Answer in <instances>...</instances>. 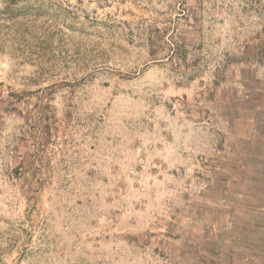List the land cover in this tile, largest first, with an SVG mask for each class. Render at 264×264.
<instances>
[{
	"label": "rangeland",
	"instance_id": "374dc122",
	"mask_svg": "<svg viewBox=\"0 0 264 264\" xmlns=\"http://www.w3.org/2000/svg\"><path fill=\"white\" fill-rule=\"evenodd\" d=\"M242 179L264 264V0H0V264H256Z\"/></svg>",
	"mask_w": 264,
	"mask_h": 264
},
{
	"label": "crops",
	"instance_id": "0c3cea01",
	"mask_svg": "<svg viewBox=\"0 0 264 264\" xmlns=\"http://www.w3.org/2000/svg\"><path fill=\"white\" fill-rule=\"evenodd\" d=\"M226 171V169H225ZM218 183H224L227 185L226 179L224 180H218ZM242 182L249 184L245 189L242 188V192L236 194V196H239L242 199H248L246 203H244L242 206L232 207L233 202L236 198L234 197L233 189L230 187L229 190L225 189L222 192V195L218 197L219 206H217V209H214L215 207L210 208L211 212H214L219 215V220L221 219L220 225H211L210 222L204 224V225H198L202 228V234L201 236L196 235L195 232H191L187 235V240L190 244L196 245L198 249L202 247L204 243V239L206 234L209 232V238L210 242L212 244V250L214 253L219 254L221 252H224L223 254H228L232 258L239 253L241 255H236L237 257L241 259H245L244 255L247 256L246 259L248 261L252 260L256 262V264L260 263L262 260L261 256H258L256 252L247 250L245 247L240 245L239 242L235 241L234 239V232L236 231V226H243L242 232L238 233L239 237L249 239V233L254 229H258V225H234V223L240 219L239 214L244 213V215H248L249 217L256 215L259 213L258 207L256 206L257 201H259V196L256 190H253V188L250 187L251 180L249 179H242ZM233 208V209H232ZM209 211V212H210ZM229 217V220L227 221L226 217ZM231 220H233L231 222ZM208 221V219H207ZM260 229V228H259ZM212 230H216L217 235L213 236L215 233L212 232ZM211 231V232H210ZM229 237V239H228ZM201 238V239H200ZM201 250V249H200ZM241 252V253H240ZM253 262V263H254Z\"/></svg>",
	"mask_w": 264,
	"mask_h": 264
}]
</instances>
